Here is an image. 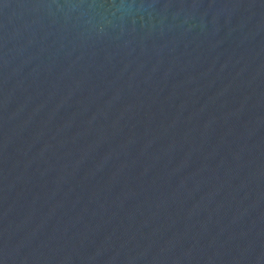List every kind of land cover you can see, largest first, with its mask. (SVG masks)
I'll return each instance as SVG.
<instances>
[{"label": "water", "instance_id": "1", "mask_svg": "<svg viewBox=\"0 0 264 264\" xmlns=\"http://www.w3.org/2000/svg\"><path fill=\"white\" fill-rule=\"evenodd\" d=\"M0 264H264V0H0Z\"/></svg>", "mask_w": 264, "mask_h": 264}]
</instances>
